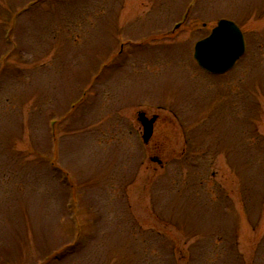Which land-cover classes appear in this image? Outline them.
Here are the masks:
<instances>
[{
	"label": "rangeland",
	"instance_id": "1",
	"mask_svg": "<svg viewBox=\"0 0 264 264\" xmlns=\"http://www.w3.org/2000/svg\"><path fill=\"white\" fill-rule=\"evenodd\" d=\"M263 16L0 0V264H264ZM221 18L246 51L215 76L192 52Z\"/></svg>",
	"mask_w": 264,
	"mask_h": 264
},
{
	"label": "water",
	"instance_id": "2",
	"mask_svg": "<svg viewBox=\"0 0 264 264\" xmlns=\"http://www.w3.org/2000/svg\"><path fill=\"white\" fill-rule=\"evenodd\" d=\"M244 50L243 36L231 21L219 20L211 33L196 42L193 56L198 64L213 73L226 71ZM143 126V140L146 142L152 132L155 116L148 119L144 112L137 113Z\"/></svg>",
	"mask_w": 264,
	"mask_h": 264
}]
</instances>
